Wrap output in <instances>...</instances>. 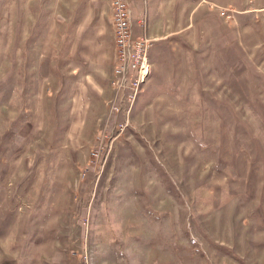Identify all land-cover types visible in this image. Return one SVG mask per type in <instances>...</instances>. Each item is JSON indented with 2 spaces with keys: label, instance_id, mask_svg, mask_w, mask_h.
<instances>
[{
  "label": "rangeland",
  "instance_id": "rangeland-1",
  "mask_svg": "<svg viewBox=\"0 0 264 264\" xmlns=\"http://www.w3.org/2000/svg\"><path fill=\"white\" fill-rule=\"evenodd\" d=\"M83 2L0 0V264H264V0L150 8L133 101Z\"/></svg>",
  "mask_w": 264,
  "mask_h": 264
},
{
  "label": "built area",
  "instance_id": "built-area-1",
  "mask_svg": "<svg viewBox=\"0 0 264 264\" xmlns=\"http://www.w3.org/2000/svg\"><path fill=\"white\" fill-rule=\"evenodd\" d=\"M112 33L115 42L114 86H128L129 99L136 98L150 75L148 52L151 39L133 38V26H144L146 0H110ZM114 110H118L113 108Z\"/></svg>",
  "mask_w": 264,
  "mask_h": 264
},
{
  "label": "crops",
  "instance_id": "crops-1",
  "mask_svg": "<svg viewBox=\"0 0 264 264\" xmlns=\"http://www.w3.org/2000/svg\"><path fill=\"white\" fill-rule=\"evenodd\" d=\"M85 1H86L85 6L82 9L79 22L76 25L75 39L73 45L71 46V52L75 53L81 50L80 47L81 45H79L77 37L85 36V47L82 48H85L87 51L93 53L91 56H88V58L91 57L93 59L92 61H95L100 57L101 59L103 58V53L105 52L104 42L106 40L110 41V39L113 40L112 22L108 13L107 15H104L101 5L102 0H84V2ZM177 1L178 0H174V2L172 0H148V1L146 0V17L144 23V25H146L145 28L146 33L144 31V26H139V25H134V26H137L143 30V33L141 35H146V37L150 38L155 34V29L158 26L157 24L159 20L167 19L166 16L167 11H165L164 8L163 9L158 8L157 15L153 17L148 13L149 9L150 8L156 9L158 3L164 5L167 2L175 4ZM82 2H83L82 0H75V4L72 9L73 14H75L78 11L80 6L82 7ZM171 10L172 9H169V12H171ZM169 14L172 16L171 13ZM106 20H109L108 23H106ZM171 21H174L173 17H171ZM114 54H115V42H114ZM113 63L114 66H116L115 59L113 60L112 64Z\"/></svg>",
  "mask_w": 264,
  "mask_h": 264
},
{
  "label": "bare ground",
  "instance_id": "bare-ground-1",
  "mask_svg": "<svg viewBox=\"0 0 264 264\" xmlns=\"http://www.w3.org/2000/svg\"><path fill=\"white\" fill-rule=\"evenodd\" d=\"M133 100H135V98H133Z\"/></svg>",
  "mask_w": 264,
  "mask_h": 264
}]
</instances>
